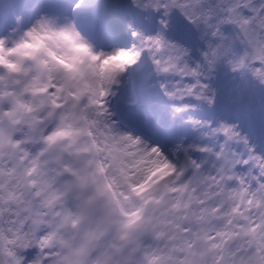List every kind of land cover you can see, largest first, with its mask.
I'll return each instance as SVG.
<instances>
[{"label": "clouds", "instance_id": "obj_1", "mask_svg": "<svg viewBox=\"0 0 264 264\" xmlns=\"http://www.w3.org/2000/svg\"><path fill=\"white\" fill-rule=\"evenodd\" d=\"M2 2L0 264H264V149L238 123L192 117L211 142L163 147L111 106L142 63L166 97L208 110L224 74L237 103L264 92V0H125L156 23L127 24L123 44L93 39L55 0ZM180 17L197 43L169 35Z\"/></svg>", "mask_w": 264, "mask_h": 264}, {"label": "rangeland", "instance_id": "obj_2", "mask_svg": "<svg viewBox=\"0 0 264 264\" xmlns=\"http://www.w3.org/2000/svg\"><path fill=\"white\" fill-rule=\"evenodd\" d=\"M76 2H77V0H70L68 3L70 4V6H72ZM125 7L126 8H125V11L123 13H118V14L114 15V21H116L117 28L122 35L123 34H129V36H130V33L126 32V27H127V24L132 23L131 20L137 14L132 15L129 19L125 15L126 11L128 10L127 6H125ZM68 8H69L68 5H65V8L63 9V11L61 13H69ZM146 30L154 31L155 29H153V30L146 29ZM170 36H172V35H170ZM172 37L175 38L174 36H172ZM189 37H190V34L189 33L186 34V38L188 39V41H185V42H191ZM191 43L195 44L196 42H191ZM145 71H146L147 76L150 77V79L146 82L148 85L146 87H144L145 94H146L145 95L146 102H150V100H151V102L153 103L154 114L158 119L165 121L170 117L169 120L177 119L179 124H184L190 128H193L194 126L191 123L185 122L188 119V117H192L193 119H196V120H204L203 118L199 117L198 115L195 116V111L197 113L198 110H205L206 108L198 107L197 102L193 98H183L181 100H174V99H170V98L166 97L160 88V84L163 83V78L157 76L154 72H152L150 65L147 66V69ZM229 77L232 78L231 75H229ZM125 78H126V76H125ZM221 80H222V76L219 78V80L217 82V87L219 89V93H224V94H227L228 96L234 98V96H235L234 88H235L236 82L233 80V78H232V80H233L232 83L231 82L228 83L226 80H223V84L226 82V85L222 86V89H221L220 88L221 86L219 84V83H221ZM173 82H175V81H173ZM153 89H155V90L153 91ZM119 92H122V91H119ZM253 95H255V90L253 87H249L248 92L245 95V99L250 98ZM260 97H261V100L264 101V95H260ZM177 107L183 108V116L173 118L171 116V112ZM206 120L211 121V126L215 127L216 122L219 119L215 115L214 118H211L208 116ZM226 121H228V120H226ZM228 122H230V121H228ZM230 123H232V122H230ZM197 134L201 139L198 140L196 137V139L193 141L192 140L193 137L191 135H188V134L184 133L183 131H176V134L171 135V133H170L169 135L165 136L166 140L164 142H165L166 147L173 144L176 141L181 140V139H183V141L186 145L187 144H196V143L206 144V143L211 142L209 138L203 137L202 132L199 129H198V132L195 134V136ZM215 142L220 143L221 140H215Z\"/></svg>", "mask_w": 264, "mask_h": 264}, {"label": "snow or ice", "instance_id": "obj_3", "mask_svg": "<svg viewBox=\"0 0 264 264\" xmlns=\"http://www.w3.org/2000/svg\"><path fill=\"white\" fill-rule=\"evenodd\" d=\"M247 21H245V23H246ZM134 35H135V33H134ZM149 39H151V38H149ZM156 43L158 44L159 43V41H156ZM156 63L157 64H159V61H156ZM165 71H167V69H164Z\"/></svg>", "mask_w": 264, "mask_h": 264}]
</instances>
